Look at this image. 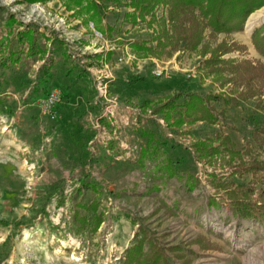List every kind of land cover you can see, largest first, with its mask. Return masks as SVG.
I'll use <instances>...</instances> for the list:
<instances>
[{"label": "rangeland", "instance_id": "rangeland-1", "mask_svg": "<svg viewBox=\"0 0 264 264\" xmlns=\"http://www.w3.org/2000/svg\"><path fill=\"white\" fill-rule=\"evenodd\" d=\"M66 4V0H0V53L8 46L19 58L0 69V264H122L123 251L140 224L150 232L142 223L154 227L155 233L157 224L153 226L151 215L144 214L149 207L148 188L156 182L154 168L160 161L173 159L175 170L170 169L169 175L179 172L186 186L194 185L190 190H203L197 196L203 206L204 197L213 194L211 172L220 171L198 160L192 144L221 131L240 149L244 136L254 126L264 125V92L239 106L217 105L224 108V126L201 121L169 126L161 113H155L167 95L184 87L225 94L234 87L232 83L222 87L208 75L203 61L209 53L186 50L182 43L172 46L176 34L168 21L167 4L156 5L144 17L134 13L132 21L124 18L125 13L134 12L132 8L104 2L98 28L87 14ZM260 12L264 16V6L237 32L211 34L206 28L203 41L210 50L221 41L244 45V51L233 50L221 57L264 66V57L251 43L252 30L264 19L246 33L249 18ZM9 18L13 22L8 26ZM162 19L171 44L161 53L158 48L147 54L134 51L133 41L156 46ZM26 26L35 31L33 47L16 37ZM44 64H52V83L45 90L58 89L61 94L57 117L50 121L41 119L44 115L37 106L43 93L40 72ZM159 69L162 74L157 76ZM135 76L146 82L129 86L127 79ZM71 79L75 85L67 90ZM65 109L72 124L55 134L57 118ZM148 135L160 148L155 160L139 157ZM83 179L95 181L98 193L81 187ZM94 197L105 220L91 235L78 230L74 213L91 215L77 204ZM126 212L138 224L125 218ZM232 218L231 228L227 229L225 221L219 232L210 233L222 243L216 247L207 243L211 248L205 247L208 251L199 264L224 262L231 255L229 260L235 264H264V224L256 231L253 220ZM197 239H187L184 245L195 244ZM190 262L187 259L183 264Z\"/></svg>", "mask_w": 264, "mask_h": 264}, {"label": "trees", "instance_id": "trees-1", "mask_svg": "<svg viewBox=\"0 0 264 264\" xmlns=\"http://www.w3.org/2000/svg\"><path fill=\"white\" fill-rule=\"evenodd\" d=\"M36 1V0H30ZM67 8L74 5L77 12L87 14L93 22L94 27H99L103 15L100 8H104V2H114L124 4L133 9L134 12H127L124 18L135 21L134 13L138 16L152 14L153 9L160 3L167 4L168 21L176 34L173 47L182 43L186 50L194 51L200 49L202 55L209 53L204 59V69L208 75H212L214 80L224 87L227 83L233 84V89L227 94L222 92H194L185 87L167 95L164 102L157 105L155 113H161L169 126L179 127L186 121L195 123L201 121L207 125L225 123L224 108L233 105L239 106L242 102L255 98L264 92V66L257 62L253 63L248 59L235 61L229 58H222L225 53L233 50L244 51L246 47L236 42L228 43L221 41L213 49L203 41L204 31L210 28L211 34H230L243 30L248 17L256 10L264 6V0H66ZM8 19V26L12 24ZM165 20L160 22V34L157 37L155 47L147 46L146 42H131L134 51L145 52L146 54L156 48L160 53L163 48L171 44L170 34L164 29ZM34 29L26 26L16 34L21 42H28L29 46L34 45ZM156 39V37H155ZM173 43V42H172ZM251 43L255 50L264 57V22L254 28L251 32ZM5 47V46H3ZM7 50L0 53V69L9 68L18 62L19 58L7 46ZM4 49V48H3ZM51 65L44 64L40 76L43 78V97L50 85L52 74L49 72ZM49 82V83H48ZM75 80L71 79L66 86L67 90L74 87ZM139 82H146L144 77L135 76L128 78L126 83L129 86ZM52 83V81H51ZM0 103L2 101L0 100ZM144 106L148 103H144ZM258 105V104H257ZM141 134H146L143 131ZM147 136L146 145L140 150L139 157H148L155 160L160 148L158 142ZM244 145L237 149L229 134L215 131L212 136L196 140L192 146L197 153V159L212 166L220 172H211L210 184L213 194L208 196L207 205L218 208L222 204H227L232 215L237 218L254 220L261 225L264 224V159L260 158L264 154V125H256L247 136L243 138ZM216 143V144H215ZM168 162V160L166 159ZM165 167V171L170 174L167 163L159 166ZM187 178L192 179V175L187 173ZM237 179L245 178L237 182ZM81 187L91 189L98 193L99 186L95 181L81 180ZM191 189L194 185L189 186ZM78 209L84 210L91 215H79L75 212V219L78 223V230L94 235L105 220L103 210L99 211L100 202L94 197L88 203H78ZM133 225L138 224L137 219L129 212L124 213ZM147 247V248H146ZM180 247V246H179ZM206 248H211L207 246ZM170 248L164 247L151 232L139 225L132 236V243L123 251L122 264H167V251ZM187 264V263H186Z\"/></svg>", "mask_w": 264, "mask_h": 264}, {"label": "crops", "instance_id": "crops-1", "mask_svg": "<svg viewBox=\"0 0 264 264\" xmlns=\"http://www.w3.org/2000/svg\"><path fill=\"white\" fill-rule=\"evenodd\" d=\"M45 116H41V119L53 120ZM70 116L66 109L60 111L55 134L58 131L62 133L66 131V128H69V124H72ZM53 162L55 163V161ZM176 162L179 163L177 160ZM164 163L165 161H160L156 165V169L153 166L154 172L157 173L156 182H154L156 186L151 184V187L148 188L151 189L150 199H146L149 207L144 214L151 215L153 226L157 224L155 233L153 232L154 227H150L145 223L142 224L147 226L151 230L152 235L165 244L166 248H170L167 252V264H183L187 259L191 260L190 264H199L204 262L201 259V255L208 251L205 250L207 243L214 247L222 243L221 240L212 237L210 233L219 232L225 221L228 222V224L226 223L227 229L231 228L234 225L232 218L234 216L229 206L225 203L218 208L209 207L207 205V195L204 197L205 201L202 206L201 201H197V196H200L199 193H203V190H190L191 188L185 185L184 180L179 178V172L170 176L164 170L165 167L156 171L160 164ZM173 164V159L167 162L169 170H175ZM254 222L256 223V226H253L255 227L254 229L260 231L259 229L263 226L257 221ZM246 225L244 224L243 226ZM186 236L187 238L185 239ZM196 237L198 239L195 244L184 245L188 242L187 239L194 240ZM233 257L231 255L228 258L231 259ZM229 259L224 262L216 261L214 264H235Z\"/></svg>", "mask_w": 264, "mask_h": 264}, {"label": "built area", "instance_id": "built-area-1", "mask_svg": "<svg viewBox=\"0 0 264 264\" xmlns=\"http://www.w3.org/2000/svg\"><path fill=\"white\" fill-rule=\"evenodd\" d=\"M94 32L96 35H99V37H102L100 32H97L96 30ZM161 74L162 70L159 69L156 72V75L160 76ZM60 95L61 94L58 89H51L42 98L38 99L37 106L40 112L51 119H55L57 117L56 106L59 103Z\"/></svg>", "mask_w": 264, "mask_h": 264}, {"label": "bare ground", "instance_id": "bare-ground-1", "mask_svg": "<svg viewBox=\"0 0 264 264\" xmlns=\"http://www.w3.org/2000/svg\"><path fill=\"white\" fill-rule=\"evenodd\" d=\"M264 19V16H262L261 12L257 14H253L246 25V33L249 35L251 29L254 27V25Z\"/></svg>", "mask_w": 264, "mask_h": 264}]
</instances>
